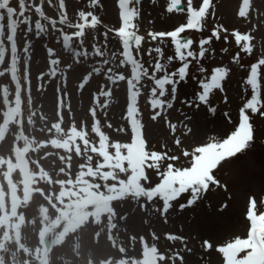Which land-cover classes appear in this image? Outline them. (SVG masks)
<instances>
[{
  "label": "rangeland",
  "instance_id": "rangeland-1",
  "mask_svg": "<svg viewBox=\"0 0 264 264\" xmlns=\"http://www.w3.org/2000/svg\"><path fill=\"white\" fill-rule=\"evenodd\" d=\"M178 1L0 0V264H38L42 237L47 264H227L219 249L248 238L250 210L264 215V0H210L197 29L186 27L189 6L203 0ZM182 26L186 75L158 97L172 107L154 109L151 77L185 63L159 34ZM129 31L138 39L128 46ZM132 55L149 73L140 84ZM253 65L255 113L244 107ZM218 68L222 89L200 101ZM242 108L252 140L212 170L218 183L164 212L148 190L169 164L190 168L196 148L227 139ZM145 146L159 168L144 165Z\"/></svg>",
  "mask_w": 264,
  "mask_h": 264
},
{
  "label": "snow or ice",
  "instance_id": "snow-or-ice-1",
  "mask_svg": "<svg viewBox=\"0 0 264 264\" xmlns=\"http://www.w3.org/2000/svg\"><path fill=\"white\" fill-rule=\"evenodd\" d=\"M130 0H128V3ZM173 5L177 4L176 0H172ZM210 5V0H203V6L199 10H194L189 6L190 18L187 22L186 27L188 29H197L201 25V21L206 15L207 10L202 11V9H208ZM3 5L0 4V8ZM132 16L135 15V11L127 10ZM171 11V8L169 9ZM191 25V26H189ZM185 31V27H179L175 31L168 33H160V36H170L172 41L175 44L176 54L178 55L181 61H185L183 67H180L178 71L173 73H167L163 75L162 78H156L152 76L151 78L155 81V87L152 90V99L151 106L154 109L163 108L167 104L168 108L172 107L171 101H165L158 97H164L166 94L165 85L175 84L176 81L173 80V77L178 76L180 79H183L186 75L188 68V63L185 59V49H188L192 43L191 40H188L187 43H182L180 34ZM215 35V33H214ZM134 38V33L129 31L126 37V40L129 41ZM156 38V35H153V39ZM137 36H135V41ZM142 39V38H141ZM240 41H248L246 38H241ZM141 43V40H140ZM136 44L137 46L140 45ZM202 43H209V40H204ZM245 52H250L251 48L248 45H245ZM156 52H160L159 48L155 49ZM201 54H203L201 52ZM186 55L192 57L194 54L192 51H187ZM171 59V58H169ZM131 65V74L133 77L132 83H137L142 80L143 77L149 76L148 71L140 64L132 55V59L126 62ZM260 65H264V59L259 61ZM258 69L259 65H253L251 68V74L247 80V84L251 86L253 90V95L251 99L244 106L246 109H251L253 113L259 110L258 106L260 105L259 92H258ZM155 70L157 72H164L165 65L157 63L155 65ZM227 72L223 68H218L215 71V74L211 77L210 83L203 84L204 92L199 96L200 101H206L208 93L213 88L222 89L221 82L225 78ZM135 91V89H133ZM175 87L172 88V92L175 93ZM139 96L140 93L138 92ZM212 111H215L214 109ZM159 115V113H157ZM156 117L154 116L153 119ZM252 140V128L249 123V117L245 114L244 109H241L240 115V124L235 132H233L227 139L222 143H209L207 146L198 147L195 149L192 154V166L190 168L184 169H174L171 164L168 165L166 172L162 174V182L157 186L148 190V195L151 198L159 197L163 201V211L167 212L170 208V202L177 199V197L187 192L191 189L192 198L189 200L188 204L191 205L198 194L202 190L208 188L209 183L216 184L218 181L215 180L212 175V170L217 168V166L225 160L226 157H232L236 153L241 152L244 149L248 142ZM184 155H189L185 152ZM163 157L161 154L156 152H148L145 146V155H144V165H147L148 168H159V161ZM170 159H177L173 156ZM151 161V163H148ZM143 166V165H142ZM141 179H147L146 174ZM178 185V186H177ZM152 193H155L152 196ZM255 202L253 201V207ZM185 205H181V208ZM248 218L252 222V227L247 239L241 240L236 239L234 243H229L226 247L219 249L224 254L227 264H264V215L257 217L253 211H249ZM210 247V245H208ZM241 252L246 254L242 258H238Z\"/></svg>",
  "mask_w": 264,
  "mask_h": 264
},
{
  "label": "water",
  "instance_id": "water-1",
  "mask_svg": "<svg viewBox=\"0 0 264 264\" xmlns=\"http://www.w3.org/2000/svg\"><path fill=\"white\" fill-rule=\"evenodd\" d=\"M134 39H135V36H134V38H133L132 40H130L129 42H132ZM188 40H190V39H189V38H184V39H181V42H182V43H187ZM126 41H127V40H126ZM127 42H128V41H127Z\"/></svg>",
  "mask_w": 264,
  "mask_h": 264
}]
</instances>
